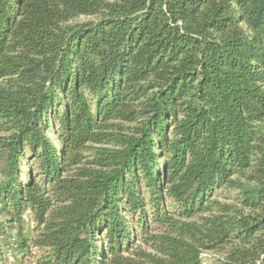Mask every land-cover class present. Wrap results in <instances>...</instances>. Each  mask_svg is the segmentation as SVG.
Instances as JSON below:
<instances>
[{
	"label": "trees",
	"instance_id": "16d2710c",
	"mask_svg": "<svg viewBox=\"0 0 264 264\" xmlns=\"http://www.w3.org/2000/svg\"><path fill=\"white\" fill-rule=\"evenodd\" d=\"M11 231L33 264H264V0H0V264Z\"/></svg>",
	"mask_w": 264,
	"mask_h": 264
},
{
	"label": "rangeland",
	"instance_id": "374dc122",
	"mask_svg": "<svg viewBox=\"0 0 264 264\" xmlns=\"http://www.w3.org/2000/svg\"><path fill=\"white\" fill-rule=\"evenodd\" d=\"M49 138L52 139V136L49 135ZM26 223L27 224L25 227V235H27L28 237L31 234L30 231L33 225L29 215L26 216ZM7 236H9L7 239H5V241H7L8 243L6 246V250H7L6 255L8 257L7 264H33L32 255L36 253V249H33V247H31L32 254L29 253L27 256H25L23 251H19L15 247V243H14V240H16L15 231H11L7 233Z\"/></svg>",
	"mask_w": 264,
	"mask_h": 264
}]
</instances>
